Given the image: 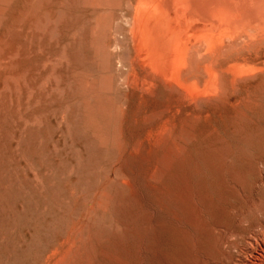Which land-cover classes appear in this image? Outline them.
I'll list each match as a JSON object with an SVG mask.
<instances>
[{"label": "rangeland", "instance_id": "1", "mask_svg": "<svg viewBox=\"0 0 264 264\" xmlns=\"http://www.w3.org/2000/svg\"><path fill=\"white\" fill-rule=\"evenodd\" d=\"M41 1L31 2L40 11L29 16L25 11L23 23L18 18L19 32L11 26L3 30L10 21L0 28L2 39L3 31L19 37L16 49V38L0 41L9 46L3 43L0 54V264H171V257L172 264H194L196 257L195 264H226L245 230L248 237L264 227L259 206L264 205V95L254 102H233L225 94L196 100L182 97L184 90L176 86L144 83L148 74L134 60L127 26L118 19L128 0ZM22 2L13 0L9 13ZM33 18H40L39 24ZM115 26L119 37L112 36ZM20 41L28 42L23 49ZM260 91L257 95L264 94ZM241 206V213L246 210L238 219ZM207 208L216 211L209 214ZM253 209L263 210L262 219L249 212ZM215 213L220 222L211 221L218 218ZM216 229L219 238L213 236ZM185 238L194 242L189 245ZM198 240L205 245H196Z\"/></svg>", "mask_w": 264, "mask_h": 264}, {"label": "bare ground", "instance_id": "2", "mask_svg": "<svg viewBox=\"0 0 264 264\" xmlns=\"http://www.w3.org/2000/svg\"><path fill=\"white\" fill-rule=\"evenodd\" d=\"M12 1L13 0H0V28L4 24L7 26L8 22L10 21V23H9L10 25H8L9 27L8 28L6 27V29H3V30H7V29L9 30V28L11 26V28L13 27L12 30L18 31L19 29L16 30V28H18L21 25L18 23H20V22L23 23V21H24V20L22 21L23 17H24V19H26V15L23 16L25 14V11H27L26 14L27 13L29 14V11H31L30 13L33 12V15H34L35 11H37V10L40 11L41 9L39 8L40 7L39 4H38L39 7H37L35 5V7H37V9H35L34 4H33L35 1L33 3H31L32 0L31 1H24L23 0L20 7L18 8V10H16L14 14H10L8 9H9V5ZM42 1L38 2V3L41 4ZM44 1H46V0H44ZM88 1H90V0H88ZM110 1H112V0H110ZM86 2H87V0H83L82 4L86 3ZM114 2L118 3V1H114ZM60 3H61V1H60ZM67 3H65V4H67ZM88 3H86V4L88 5ZM104 3L106 4V2H104ZM123 3H125V1L123 2V0H122V4ZM127 3H128L127 4L128 7L126 9H124L125 7H122L124 10H126L125 12H124V10L122 11L123 12V14L121 15L122 19H120L121 17L119 16V14H121V12H119V14H115L114 16H116V15L119 16V18H118L119 21L123 20L124 22L123 21L122 22L127 26L128 32L125 31V33H124L125 35L123 33L122 34L124 36H126V32H127L129 37L131 38L130 39L127 37L128 38L127 40H129V39L131 40V43H132L131 48H133L132 50L134 51V60L139 61V64L142 67V70L144 69L148 75H151V76H148L145 73L147 76H145L143 78L144 83H147L149 85L162 84V85H165V87L168 86L170 88L172 86H174V88H175V86H176V88L179 87V88L184 90V94L181 95L182 97H189L191 99L196 98V100H197V98L198 99L199 98L205 99L206 97H207L206 99H208L209 97L213 98V96H217V97H214V99H217L220 94H225V96L228 95L227 96L228 98H231L232 100H234L233 102H251V101L254 102L255 100L257 101L258 99H260V95L261 96L264 95L263 93L257 95L259 93V92H257V90L260 91L261 89H264V88H262V86H263L262 84H264V80L262 81V78L264 79V0H128ZM90 4H92V3H90ZM90 4H89V6H90ZM107 4H109V3H107ZM87 5L84 4V8H86ZM111 5H112V3H111ZM114 5H117V4H114ZM114 5H112V6L114 7ZM77 6H79V5H77ZM105 6H107V5H105ZM105 6H102V7H105ZM118 6H115V7L117 8ZM111 7L109 6L110 9H111ZM51 8H53V7H51ZM107 8H108V6H107ZM122 8L121 9L117 8V9L122 10ZM104 9L106 10V7ZM110 9H109V12L111 11ZM117 9H116V11H117ZM45 10L46 9H44L43 11H45ZM59 10L60 9L58 8V11ZM62 10H63V8H61V11ZM61 11H59V12H61ZM100 11L102 12V10H100ZM107 11H108V9H107ZM107 11H105V12L103 11L104 14ZM113 11H114V9L112 10V13L114 14L116 11L115 12H113ZM46 13H47L46 17L48 18L47 21H49V19H50L48 17L49 12H46ZM117 13H118V11H117ZM96 14L94 13V15H96ZM42 15L43 14H41L40 17H42ZM20 16H23V17L20 18ZM98 16H99V14H98ZM89 17L91 18L92 16H89ZM18 18H20L21 20H19ZM54 18L57 19L58 16L54 17ZM90 18H89V20H90ZM92 18H91V20L96 21L94 18L93 19ZM95 18H98V17H95ZM99 18L102 19L101 16H99ZM33 19H35V18H33ZM109 19L110 18H108V20ZM114 19L113 20L117 24V22H118L117 17L116 18L114 17ZM18 20L20 22H17ZM35 20H37V19H35ZM39 20H40V18H39ZM39 20H37V23L39 22ZM104 20H107V19H104ZM44 21H45V19H44ZM47 21H45L44 25H46ZM50 21H52L56 25L59 24L56 20L55 21L57 23L55 21H53V19H51ZM28 23H30V22H28ZM53 23H51V24H53ZM113 23H112V26H113ZM40 24H41V22H40ZM119 24H120V22H119ZM93 25H94L95 30H96L97 24H96V26H95V23ZM105 25H106V22L104 23V26ZM40 26L42 27V24ZM104 26L103 27L101 26L103 28L102 32L103 31L105 32ZM117 26H115V27L117 28ZM101 27L99 26L100 29H102ZM120 27H121V25L118 26V28H120ZM28 28H29V26H28ZM43 28H45V27L43 26ZM108 28H109V26H108ZM116 28L114 29V31L112 30V32H113V34L115 33L116 35H118L116 37H119L120 33H118V31L121 32V30H119L118 28L116 29ZM123 28H125V27H123ZM93 30L94 29H91V31H93ZM110 30H109V32H111ZM115 30H118V31L116 32ZM124 30H126V29H124ZM5 32H7V31H5ZM5 32L4 31L1 32L5 36L7 35V37L4 36L5 38H8L12 34L11 31H10L9 35H8V33H5ZM28 32H29V30H28ZM37 32H39V30ZM40 32H42V31H40ZM99 32L102 33L101 31H99ZM104 32H103V34H104ZM93 33H95V32L93 31ZM95 34H97V33H95ZM103 34H102V36L105 35V34L104 35ZM115 34L112 35V33H111V35L113 37L115 36ZM97 35H99V34H97ZM123 35H122V37H123L122 39H125L126 37L124 38ZM16 36L15 35L11 36L8 39H10V38L15 39ZM21 36H23V35H20V38L23 40V37H21ZM26 37H27V35H26ZM5 38L4 39L0 38L1 39L0 41L5 40ZM17 38H19V37H17ZM95 38H96V36H95ZM120 38H121V36H120ZM120 38H118V39H120ZM118 39L117 40L113 39L115 42L116 41L118 42V43H115V44H117L116 47L118 46V44L122 45L121 43H119L120 40L118 41ZM122 39H121V41H122ZM17 41L19 42V39H17L15 42H13V45L16 44ZM30 41L31 40H29L28 42L30 43ZM123 41H124V44L127 43L126 40H123ZM28 42L24 41V43L22 42L24 45H22V43L20 41L19 44L22 45V49H23V47H25L27 45L25 43H28ZM3 43H4V41L2 43H0V48H1V45H4L7 42H5L4 44ZM4 46H5V48L9 47L6 44ZM15 46H17V44L13 46L14 49H16ZM17 48L20 50V47H17ZM29 48H30V46H29ZM109 48H110V46H109ZM113 48L111 50H113ZM122 48H123V45H122L121 49ZM1 50H2V48L0 49V54H1ZM3 50H5V49H3ZM15 51H12L13 54L15 53ZM23 51L24 50H22L21 53H23ZM30 51H28V52L25 51L28 53V55H26V56H29ZM113 51H115V49ZM122 51H121V54H122ZM124 52H126V51H124ZM114 53L117 54V53H119V51L113 52V54ZM128 54L129 53L126 54L127 58H128ZM6 55L8 56V54H6ZM123 55H125V54H123ZM24 57H25V55H24ZM126 57L124 56V58H126ZM7 58H8V60L10 59L9 57H6V59ZM124 58H123V63H125ZM6 59H5V62L8 61ZM120 60H122V59H120ZM3 61H4V59H1L0 63H3ZM12 61H13V58H12ZM15 61H16V59H15ZM120 62L121 61H119V63ZM16 65L17 64H15V66ZM46 65H47V63H46ZM120 65L122 67H124V69H126L125 65L123 66V64H121V63H120ZM129 65H130V63L128 64V66ZM115 70H116V68H115ZM127 70H129V69L127 68ZM254 91H256V95L254 94L255 93ZM223 201L228 202L225 200H223ZM223 201H221V202H223ZM219 202H220V200H219ZM254 202H255V200H254ZM263 202H264V200L262 201V203ZM198 203H199V201H198ZM213 203L214 202L211 203L212 206L215 204V203L214 204ZM229 203H231V202H229ZM250 203H251V201H250ZM206 205H207V202H206ZM261 205L262 204H260L259 206L261 207V209L264 210V208H263L264 205L263 206H261ZM225 206H223V207H225ZM232 206H234V204ZM252 206H254V205H252ZM204 207H206V206L204 205ZM256 207L257 206L255 205V208ZM260 207L259 208L257 207V208L260 209ZM209 208H210V206H209ZM219 208H220V206H219ZM242 208L243 207L241 206V208L239 207L238 209L240 210ZM207 209H205V211L209 213L210 210L208 209V211H207ZM238 209L236 211H238ZM216 210H219L218 207H216ZM221 210H223V209H221ZM226 210H229V209H226ZM226 210H225V212H227ZM230 210L232 211V209H230ZM244 210H246V209L244 208L242 210L243 214H245ZM254 210L255 209H253L251 211L249 210V212L253 213L252 211H254ZM260 210H257V211L255 210V211L257 212V214L260 213L259 216L261 218L263 210L261 212H259ZM190 211H191V209H190ZM190 211H189V213H187L188 211L186 213L191 215L192 211L191 212ZM200 211H201V209H200ZM215 211H213V209H212L210 211V213L215 212ZM233 211L235 212V209ZM233 211H232V213H233ZM256 212H254V214ZM203 213H204V211H203ZM208 213H206V214H208ZM236 213L238 214V219H239V216L242 215L241 210H240V214L238 212H236ZM236 213H234V215ZM197 214H198V212H197ZM215 214H217V213H215ZM219 214H217L218 218H217V216H215L214 220H211L213 223L215 220L217 221V219H219L218 222H220L221 218H220ZM225 214L229 215V212L225 213ZM192 215H194V214H192ZM196 216H197L196 219L198 218V216L200 217V215H196ZM210 217H211V215H210ZM187 218L194 219V218H191L190 216ZM200 218L203 219L204 217L202 216ZM209 218H208V220H209ZM222 218L224 219L225 217H222ZM227 218H228V216H227ZM235 218H237V215H236V217L234 216V221L236 223ZM256 218H258V217H256ZM202 219H200V220H202ZM210 219H212V217ZM238 219H237V221H238ZM243 219H245V221H246V218H243ZM180 220H182V219H180ZM240 220L241 221H239V223L241 222L240 223V225H241L244 221L242 222V218H240ZM196 221H192V222L196 223ZM227 221H229V220H227ZM197 222L199 224L201 223V221L199 222V219ZM203 222H204V224L206 223L205 225L208 228V230H207V228L206 229L204 228L205 231L206 232L208 231V233L210 234L211 230H209V228L211 229V227H210V225L208 227L209 222L208 221L206 222V220ZM222 222L224 223V221H222ZM258 222L259 221H257V223ZM179 223H180V221H179ZM193 223H191V224H193ZM231 223H234L233 219H232ZM245 223H247V221ZM186 224H187V222H186ZM197 224H195L196 228H197ZM204 224H203V226H204ZM228 225H230V224H228ZM244 225L245 224H243V227H244ZM175 226H177V225H175ZM183 226H185V225H183ZM191 226H194V225H191ZM231 226H233V225H231ZM199 227L197 228L198 230H199ZM238 227H241V226H238ZM247 227H248V225H247ZM257 227H258V225H257ZM257 227H253V228L256 229ZM196 228H195V230H196ZM201 228H202V226H201ZM242 228H239L238 230H240V229L242 230ZM176 229H178V228H176ZM204 229H203V232L202 231H200V232L205 233ZM223 229H224V227H223ZM245 229H246V227H245ZM180 230H181V227H180ZM234 230L237 231V227ZM251 230L252 229H250L249 231H251ZM217 231H219V230L216 229V231H215L216 234H217ZM245 231L248 233V230H245ZM254 231H257V230H254ZM259 231H260V229H259ZM182 232H183L182 230H181V232H179L180 235L182 234ZM185 232H183V233L185 234ZM189 232L190 231H188V233ZM196 232H197V230H196ZM215 232H214V234H215ZM220 232L223 233L224 230H222ZM246 232L245 233L243 232L245 235H243V233H242L243 236L240 237L241 240L239 241V243L234 244V246L231 249H229V246L227 245L229 242L226 244L228 246V249H229V256L226 258V264H261V262H263L262 259H264V227L261 228V231L259 233L256 232V233H253V235L250 233L252 236L250 235V236L246 237L247 236ZM188 233L186 235H188ZM202 233H200V234L202 235ZM227 233H229V232H227ZM234 233H237V232H234ZM184 234H182V235H184ZM239 234H241V233H239ZM204 235H206V233L203 234V236ZM210 235L212 236V234H210ZM197 236H198V234H197ZM203 236H200V237H203ZM213 236H218L217 238L220 237L219 234L213 235ZM228 236L230 237V234ZM179 237L178 238H179L180 242H182L183 240L181 239V236H179ZM184 237H182V238L184 239ZM223 237H225V236H223ZM235 237L236 238L233 237L234 239L233 240L231 239V241H234L235 239L237 240L238 236H235ZM204 238H206V236H204ZM213 238H215V237H213ZM185 239H187V238H185ZM194 239H195V237H194ZM208 239L211 240V237H207L206 240L208 241ZM206 240L204 239L203 243L206 242L205 244H207ZM217 240L221 241L220 244L222 245L223 250L225 251L226 250L225 244L222 242L223 238H222V240L221 239H217ZM174 241H178V240H174ZM186 241H187L186 243H188L189 245H190L189 242H191V244L194 242L193 239L190 241H189V239H187ZM199 241L200 240H198V243H196V245L201 244L200 246L203 247V245H205V244H202L203 240L200 242V244H199ZM216 241H215V243H213L214 241H212L211 243L214 244V246H216L215 245ZM227 241H229V240L227 239ZM180 242H178L179 246H180ZM196 242H197V240H196ZM208 242H210V241H208ZM175 243H174V245H175ZM178 243H176V244H178ZM186 243L184 242L183 244H186ZM181 245H182V243H181ZM177 246H176V249H177ZM205 246H208V244ZM205 246H204V248H206ZM184 247H187V246L183 245V248ZM218 247H220V246H218ZM180 248H182V246H180ZM209 248L207 250H209ZM212 249H214V248L212 247ZM174 250H175V248H174ZM196 250L199 251L198 248ZM216 250H215V252H216ZM218 251H220V250H218ZM162 252H163V250H162ZM188 252H189V249H188L187 253ZM203 252L205 253V251H203ZM170 253L172 254L171 251H170ZM176 253L178 254L180 252L177 251ZM187 253L185 255H187ZM190 253H191V251H190ZM226 253H228V252L226 251ZM209 254L210 253H208L207 258H210L213 255V254H211L209 256ZM219 254H220V252H219ZM160 255H163V254L160 253ZM168 255H169V253H168ZM178 255H180V254H178ZM185 255H183L182 257H180V256H178V257L184 258ZM192 256L193 255H191L190 257L193 258ZM195 256H197V255H195ZM203 256H204V254H203ZM205 257L206 256H204L203 258H205ZM156 258H158V257H156ZM213 258H214V256H213ZM215 258L217 259L216 262H218V263L221 262L220 257H218V258L215 257ZM167 259L169 260V258H167ZM198 259L199 258L196 257V260H195L196 262H194V264L199 261ZM170 260H172V262H173L172 257L170 258ZM176 260H178V258H176ZM208 260L209 259H207V261ZM158 261L159 260H157V262ZM160 262H161V260H160ZM167 262L169 263V261H167ZM172 262L170 261L171 264H172ZM180 262H181V260H180ZM186 262H188V261H186ZM204 262H206V261H204L202 259V263H204ZM212 262L213 261H211V263ZM177 263L179 264V262H177ZM138 264H140V263H138ZM160 264H162V263H160ZM164 264H167V263L164 262ZM214 264H215V262H214Z\"/></svg>", "mask_w": 264, "mask_h": 264}]
</instances>
